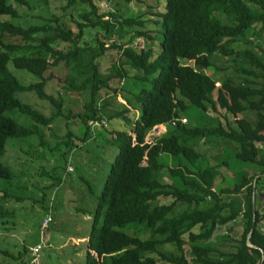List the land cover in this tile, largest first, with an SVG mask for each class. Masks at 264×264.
Masks as SVG:
<instances>
[{
  "label": "trees",
  "instance_id": "16d2710c",
  "mask_svg": "<svg viewBox=\"0 0 264 264\" xmlns=\"http://www.w3.org/2000/svg\"><path fill=\"white\" fill-rule=\"evenodd\" d=\"M96 1L67 0L66 8L77 2L88 6L80 21H74L76 31L55 15L39 26L0 21V180L10 183L16 178L3 162L7 140L36 137L47 147L44 134L55 119L68 121L76 116L84 125L83 137L66 132L67 153L54 149L61 162L55 171L65 170L67 156L78 147L76 142H86L90 123L103 125L104 117L125 118L122 113H103L106 102L99 105L96 101L103 89L120 90L127 94V106L138 112V117L131 131L110 133L108 144L116 147L117 153L95 208L78 210L91 218L84 264H264V232L258 229L264 221V49L256 45L254 50L251 40L254 28L255 38L264 34V0H165L164 12L155 15L157 29L153 33L141 30L143 21L125 18L119 12L99 14ZM27 5V0H0V16L17 18V7ZM215 12L227 22L222 23ZM156 33L161 34L159 44ZM140 38L144 40L142 48L137 43ZM239 43L245 47L237 50ZM108 51L118 54V62L103 75L99 59ZM217 55L230 58L236 76L217 81L202 72L211 69L216 75L220 69L213 59ZM9 62L37 81L22 84L8 69ZM60 64L67 72L65 91L89 95L76 115L63 114V98L45 91L46 74ZM115 78L121 80L120 87L111 89L109 83ZM128 83L131 87L125 89ZM26 92L48 102L52 114L46 116L16 97ZM216 104L226 115L249 112L253 119L242 116L232 125L224 116L223 125L208 115V106L214 109ZM10 113L25 117L29 126L15 121ZM159 124H167L165 136L146 144L147 135ZM219 142L224 145L220 161L208 165L209 150L202 152L198 146H217ZM161 154L176 158L177 166L162 173L163 165L157 160ZM226 155L241 165L232 187L216 192L213 188L220 165L232 170ZM144 161L147 166L140 170ZM165 174L169 181L163 183ZM47 177L52 178L53 186L61 180L58 173ZM257 190L263 199L261 210L254 204ZM8 199L22 200L0 191L2 203ZM160 199L170 202L159 205ZM46 213L53 222V215ZM12 216V211L0 205V219ZM236 221L243 227L239 240L216 234L220 227ZM143 233L148 237L142 238ZM221 241L230 242L229 249L218 247ZM166 244L174 249L166 251ZM23 251L28 253V248Z\"/></svg>",
  "mask_w": 264,
  "mask_h": 264
},
{
  "label": "rangeland",
  "instance_id": "374dc122",
  "mask_svg": "<svg viewBox=\"0 0 264 264\" xmlns=\"http://www.w3.org/2000/svg\"><path fill=\"white\" fill-rule=\"evenodd\" d=\"M27 2V6L17 7V18L0 16V21L22 27L39 26L55 15L59 17L60 21H66L69 27L73 31H76L74 21L79 22L81 13L88 11V6L79 2L70 8H66L67 0H27ZM95 4L99 9V14L108 11L119 12L125 18L143 21L145 27L141 28V30L153 33L157 29L154 24V21L157 20L155 15L164 12L165 0H98ZM214 15L222 23L225 24L227 22L225 17L220 13L215 12ZM253 32H257V28H254L251 34L252 47L254 50H257L255 46L258 45L264 49V34L261 35L260 39H257ZM155 37H157L159 44L161 34L156 33ZM143 41L142 38L137 41L140 48L144 46ZM89 42L93 43L92 40H89ZM56 47L62 49L63 45H56ZM244 47L243 43L235 46L237 50ZM157 49V44L154 42V50L157 51L156 53H159V49ZM117 62L118 54L115 51L106 52L99 59L100 72L103 75H108L112 66ZM182 62L187 66L199 69L192 62ZM213 62L220 69L215 72L216 75L213 74L214 72L211 69L207 71L203 69L202 72L215 77L217 81L224 76H236L230 58L217 55L213 59ZM7 67L24 85L37 81L28 72L15 69L11 62L7 64ZM66 74L67 72L63 64L51 67L46 74L48 82L45 91L54 97L63 98V114L70 112L76 115L83 110L84 105L89 100V95L88 92L80 95L66 92L64 89L66 86L64 82ZM120 82V79H113L109 83L112 86L111 89H118ZM218 85L216 84V87ZM130 87V83H128L125 89H129ZM16 97L22 103L32 106L46 116L52 114L50 104L39 100L32 92L17 93ZM125 97H127V94L120 90L114 93L111 90L103 89L98 93L96 96L97 103L101 105L106 102L107 104L103 113L107 115L122 113L125 118L116 117L108 120L107 117H104L103 125L99 123L92 125L90 123V134L86 142H76L78 147L67 156L68 161L65 165V170L55 171V169L61 166L57 153H67V148L65 147L67 140L65 137L66 132H70L75 138L80 139L83 137L85 131L84 125L80 123L76 116L68 121L63 117L55 119L44 134V141L47 147H42L36 137L26 140H7V152L3 162L15 173L16 178L10 183L0 180V191L5 190L10 195L20 197L22 200L15 202L8 199L3 203L0 200V205L13 212L12 217L0 219V264H21L27 253L23 251V247H33L36 244L43 246V250L40 252L42 262L39 259V264L85 263L87 246L86 242H81L80 239L88 236L91 218L89 215L83 214L78 210L93 211L95 208L96 197L101 192L104 178L117 153L116 147L108 144L111 137L110 133L131 131L137 112L127 106ZM187 113H184V115L190 119L191 116ZM208 115L212 118H218L223 125L226 122L224 116L232 125H235V120L242 116L253 119V114L249 112L236 117L226 115L225 110L217 104L214 109L208 106ZM9 116L18 123L29 126V121L25 117L19 116L17 113H10ZM190 125H195V123L190 121ZM166 128L156 130L154 133L152 130L146 138V143H153L156 139L163 137L166 134ZM214 143L217 142L215 141ZM54 149H58V152H55ZM198 149L202 152L206 149V152L209 150L207 164L215 165L218 164V160L220 161L219 154L224 149V145L220 142L217 146L202 143L198 146ZM225 157L231 164L230 168L232 170L228 169L227 165H220L218 169L219 174L215 177L213 188L216 192L232 187L236 172H239L241 165L232 156L226 155ZM157 160L163 165L162 173L169 167L175 168L177 166L176 158L166 154L159 155ZM224 160L226 161V159ZM143 166H146V161L141 167ZM71 167L72 171H68ZM55 173H58L59 178H61L57 186H53L52 178L47 177L53 176ZM168 181L169 179L166 174L162 176L161 182L165 183ZM260 192L257 190L254 199V204L259 210H261L263 201ZM169 202V199L158 200L159 205ZM204 207L209 208V205ZM47 210L53 215V222L48 226L45 234L41 235L40 226L47 214ZM179 210L180 207L177 205L176 211ZM258 229L264 232V221L258 225ZM242 230L241 223L236 221L220 227L216 231V234L227 235L231 240H239ZM140 236L145 239L148 237V234L143 233ZM184 240L188 241L186 236H184ZM213 241H216L215 237H213ZM229 245L230 242L221 241L217 246L229 249ZM163 249L171 251L174 249V246L166 244L163 246ZM184 249L187 253L189 252L188 246H184ZM20 253H23L22 257ZM188 260L190 261V257H188Z\"/></svg>",
  "mask_w": 264,
  "mask_h": 264
},
{
  "label": "built area",
  "instance_id": "2783aa9c",
  "mask_svg": "<svg viewBox=\"0 0 264 264\" xmlns=\"http://www.w3.org/2000/svg\"><path fill=\"white\" fill-rule=\"evenodd\" d=\"M184 122V121H183ZM52 222L50 215H46L41 223V235L45 234L49 224ZM42 251V246L37 245L28 249L27 253V264H39L40 252Z\"/></svg>",
  "mask_w": 264,
  "mask_h": 264
},
{
  "label": "crops",
  "instance_id": "0c3cea01",
  "mask_svg": "<svg viewBox=\"0 0 264 264\" xmlns=\"http://www.w3.org/2000/svg\"><path fill=\"white\" fill-rule=\"evenodd\" d=\"M137 117H138V112L136 113V118H137ZM159 129H164V128H161L160 126L155 127V128L153 129V133L156 132V130H159ZM48 213H49V211H48ZM80 241H81V242L85 241L86 244H87V237L80 239ZM74 243L77 244L76 241H74ZM37 245H41V244H36V245H34L33 247H35V246H37ZM41 246H42V245H41ZM29 248H31V247H28V249H29ZM42 250H43V246H42ZM86 250H87V247H86ZM26 260H27V255L25 256L24 262H26ZM40 260H41V262H42V259H40ZM42 264H43V263H42Z\"/></svg>",
  "mask_w": 264,
  "mask_h": 264
},
{
  "label": "clouds",
  "instance_id": "9594fccd",
  "mask_svg": "<svg viewBox=\"0 0 264 264\" xmlns=\"http://www.w3.org/2000/svg\"><path fill=\"white\" fill-rule=\"evenodd\" d=\"M180 121H181L182 123H186V121H185L184 119H181ZM183 121H184V122H183ZM171 124L174 125V122H171ZM158 126H160L161 128H166V127L168 128L167 124H159V125H157V126H155V127H158ZM155 127H154V128H155ZM154 128H153V129H154ZM167 128H166V129H167ZM153 129H152V130H153ZM152 130H151V131H152ZM147 136H148V135H147ZM164 136H165V135H164ZM146 138H147V137H146ZM160 138H161V137H160ZM160 138H159V139H160ZM145 143H146V139H145ZM146 144H151V143H146ZM143 163H145V161H144ZM143 163H142V164H143ZM141 166H142V165H141ZM141 166H140V168H139L140 170L143 169V168L145 167V166H143V167H141ZM146 166H147V163H146ZM40 227H41V226H40ZM95 256H96V255H95ZM26 262H27V261H26Z\"/></svg>",
  "mask_w": 264,
  "mask_h": 264
}]
</instances>
